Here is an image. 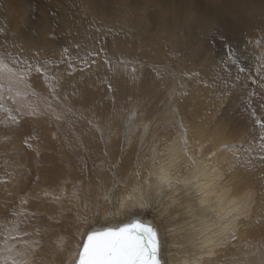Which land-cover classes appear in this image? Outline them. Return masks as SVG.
Here are the masks:
<instances>
[{
    "label": "rangeland",
    "instance_id": "1",
    "mask_svg": "<svg viewBox=\"0 0 264 264\" xmlns=\"http://www.w3.org/2000/svg\"><path fill=\"white\" fill-rule=\"evenodd\" d=\"M7 1L9 5H3L5 0H0V39L5 43L8 41L5 50L0 46V54L14 71L23 73V79L13 84L11 91H8V85L5 83L4 90L0 92V111L5 112L4 116H0V125L5 117L4 121L11 118L13 121L31 118L39 120L42 116L40 106L37 105L39 100L45 102L47 105L45 110L54 118L64 121L67 120L65 117L69 115L70 118L71 115L76 119L81 131L86 130L90 134L101 132L100 129L103 127L109 128V132L116 128L123 133L130 126L128 121L131 118L143 117L145 122H148L154 116L156 123L151 124V127L159 131V134L164 133L167 137L174 136L175 130L170 122L178 120L179 115L184 114L189 121L191 134L198 135L204 143L203 156L207 158L218 149L219 155L223 157L220 161L225 175L223 183L232 185L240 192L251 190L250 193L253 195L252 211L247 217H242V221L246 224L240 222L241 229L240 232H235V240L218 236L223 232L221 225L226 222L227 216L224 215L215 219V222L205 230L197 228L198 233L193 237L197 238V241L193 243L194 247L189 248V255L193 256L201 249V238L212 228L215 231L209 232L207 236L213 232L216 234L209 240L222 241L223 246L212 248L216 251L211 255L212 260L209 264H262L264 262V159L261 157L264 156V129L260 128L257 121L264 123V13L261 12L264 9L259 10L261 15L254 14L255 24H262L261 32L244 31L243 25L250 21L244 10L250 6L251 2L263 4L264 0H124L120 4V16L123 17L124 12L129 11L128 9H130L129 15L135 13V8L137 12L141 10L139 20L132 18V22L125 25L140 29L139 32L133 28L129 31L128 28L126 31L130 34L123 32V29L118 33L109 29L107 17H103L101 13L90 8L87 0L88 4L85 0H79L81 1L80 9L82 8L81 15L84 17L80 24L84 23L79 25L80 30L78 27L75 28L84 50H81V55H78L77 59V56L74 59L71 58L74 55L67 57L68 53L57 48L53 41L60 38L62 41V37L69 39L65 33L62 35L59 28L61 24L56 13L60 5L55 4V0H34L33 3L28 2L29 0ZM96 3L99 7L101 6L100 8L106 4L105 8L112 5L109 0H102V4ZM15 8H18L17 13ZM179 8L180 14L177 12ZM22 10L24 11L20 12ZM3 13L6 14L3 15ZM91 14L94 15L91 16ZM39 15L45 16V25L38 17ZM207 19L212 21H206ZM175 20L178 25L175 24ZM28 21L34 27H30ZM134 21L135 24L132 25ZM1 23H4V28L7 26L3 32H1L3 29ZM10 23L18 28L20 26L23 29L20 33L25 35L19 36L18 30L14 31L15 27ZM40 24L44 27L47 25L44 34L48 31L45 42L49 48H43L47 54L43 57L30 56L29 60L26 59L23 62L16 61L15 56H19L14 49L17 43L25 46L30 42V37L40 38L38 35L41 30L36 29V26ZM171 26L175 27V38L170 37L174 30ZM34 29L39 34L35 33ZM114 33L115 37L120 33L125 34L119 35V40L126 41L123 49H119L114 44ZM188 38L192 40V51L196 57L192 67L180 61V57H183L189 48L185 47V51H181L182 45L178 42L180 40L186 42ZM33 43L39 46L37 40H33ZM68 47L69 45L64 49ZM73 50L79 49L74 47ZM61 52L65 53L62 55ZM75 59L80 60L78 62ZM12 61L16 63V66ZM114 64L120 68L119 71L118 68L113 67ZM84 67L94 69L96 72L112 73L115 76L109 83L102 79L93 88H83V94H80L82 97L75 100L72 93L65 91L62 87L65 81L79 77ZM37 68L40 69L39 72ZM54 85L58 87L54 89ZM64 122L68 127V122ZM26 127L29 132L24 135L21 142H23V150L30 158L32 175L26 187L20 188L17 194H14L18 188L13 185V183L16 184L15 181L9 180L11 175L9 172L12 168L11 158L8 155H2L6 154V150L0 151V198L13 193L15 199L13 205H5L3 200H0V264H11L9 257L14 258L18 264L19 262L53 264V261L57 260L51 255L53 231L57 229V225L59 230L67 231L68 225L66 223L64 226L59 225L55 220V214L39 215L42 209L38 208V203L34 202L36 198L33 194L41 185L44 170H47L50 161L53 162L55 154L57 156L58 151L62 150L59 146L57 149L54 148L56 145L47 150L42 145V134L36 130L39 129L38 125L35 129L32 125H26ZM73 133L72 135L76 137L74 144L77 150L85 154L86 162L92 163L90 168L97 175L98 166L100 162L103 163L101 161L103 156H99V146L103 147L99 143L100 135H90L81 139L77 136L79 133ZM45 135H47L45 138L55 141V136H49L47 132ZM81 140L85 145L87 143L86 146L92 145L96 152L95 157L87 154V149L84 148ZM2 148L5 147L2 146ZM118 150L115 149V153ZM107 168L111 170L112 167ZM125 171L126 167L122 172L125 173ZM84 174L86 175V172ZM91 178L89 177L88 180ZM104 178L110 187L111 183L119 182L118 177H113L109 173H104ZM90 183L92 182L88 181V184ZM4 185L12 187L11 189L14 187V190L8 188L6 190ZM27 204L31 208L27 209ZM173 209L175 210L173 216L182 213V218L183 213L191 212L182 206L173 207ZM213 213L216 217L217 212L213 211ZM198 216L200 213L195 210L185 226L194 228L193 224L196 223ZM173 220L175 221L174 218ZM48 226L49 231L43 228ZM48 240L51 245L45 247ZM204 243H208V240Z\"/></svg>",
    "mask_w": 264,
    "mask_h": 264
},
{
    "label": "bare ground",
    "instance_id": "2",
    "mask_svg": "<svg viewBox=\"0 0 264 264\" xmlns=\"http://www.w3.org/2000/svg\"><path fill=\"white\" fill-rule=\"evenodd\" d=\"M6 1L7 0H5V3H3V5H9L6 3ZM32 1L34 0H29L28 2L33 3ZM81 1L55 0V4L60 5V9L58 8L59 10H56V14H58V20L61 24V27L59 26V28H61L62 35L65 33V35L69 39L67 40L65 39L66 37H62V41L60 40L61 38L58 40L53 39V41L57 45V48H59L60 50H65L66 53H68L67 57L68 55H74L71 57L72 59H74L75 56H77V59L78 55H81V50H84V48L82 47V42L80 43L79 41L77 30L75 28L78 27L80 30L81 26L79 25H83L84 23L83 22L82 24H80V22L84 20V17L81 15L82 8L80 9ZM87 1L89 4L85 0L88 6L90 5V8L98 11L99 14L101 13L103 17H107L106 21L107 27L109 29H113L117 33L121 29H123V32L128 33V31H126L128 30V28L129 31L130 29H134L135 31L137 29L140 32V29L138 27L129 25V27H126L128 23L130 24V22H132V18H138L139 20V17L141 16V10L137 12V8H135L134 5L132 6L136 9L134 10L135 13H131L129 15L128 13H130V9H128L129 11H125L124 16L122 17L120 16L121 13L119 12V8H121L120 4H122L124 0H109L112 3L109 8H105L107 7V4L102 8H100L101 6H98L96 2L102 4V0ZM256 4H253L251 2L250 6H248V8L244 10L245 15L250 20L243 25L244 31L247 30L248 32H255L258 30L261 32L262 24H255L256 18H254V14L261 15L259 10L264 9V3ZM43 7L44 6H42V8ZM129 8H131V6H129ZM180 8L177 11L179 14L181 10ZM11 9L14 12V9ZM15 11L17 13L18 8H15ZM23 11L24 10L20 12ZM134 11L131 10V12ZM261 12L264 13V11ZM8 13H10V11H8ZM5 14L3 13V15ZM93 15L94 14H91V16ZM91 16L89 17L91 18ZM38 17L41 19V21H45L44 15H39ZM98 19H100V17ZM206 21L211 22L212 20L207 19ZM28 22L30 27H34V25L30 23V21ZM1 24H3V29L1 31L3 32V30L7 26L4 28V23ZM45 24L46 22H44V25ZM134 24L135 21L132 25ZM175 24H177V20H175ZM186 24H188V22ZM186 24L184 23V26ZM12 25L14 26V24ZM44 25L40 24V26H36V29L41 30L40 34L37 30L34 29V32L38 33V37L40 38H37V36L30 37V42L28 43V45L25 44V46L23 44L17 43L16 48H14L19 55L15 56L16 61L20 60L23 62V60H29L30 56L43 57L44 54H47V52L43 49L46 47L49 48V46H47L45 42L47 40L46 34L48 33V31L46 34H44L47 25L46 27H44ZM138 25L139 22L137 26ZM171 28H173L174 30L170 34V37L175 38V27L171 26ZM25 29L29 30V28L27 27H25ZM17 30L19 36L25 35L20 33L23 32V29H21L20 26L19 28L17 26L15 27L14 31ZM80 33L81 35H83L81 31ZM113 35L112 36L114 39L115 33ZM119 35L115 37L113 42L119 49H123L126 41L123 42L124 39L123 41H121L122 39L119 40ZM122 35L120 37H122ZM165 37H167V35ZM124 38H126V36ZM33 40H37V44H39V46H36L34 44L36 41L33 43ZM164 40H166V38H164ZM191 41L192 40L188 38V41L185 42L180 40L178 43L182 45L181 51H185V47H187V49L189 48V50L183 55V57H180V61L184 65L192 67L196 61V57L195 53L192 51ZM7 42L5 43L0 39V46L2 49L6 48ZM51 44L54 45V43ZM67 45H69V47L66 48L68 52L66 49H64V47ZM74 47H77L79 50L74 51ZM64 53L65 52H63L62 55ZM81 58L83 57L81 56ZM79 60L76 61L79 62ZM12 62L13 65L16 66V63H14V61ZM22 62H20V64ZM113 67L118 68V66L115 64L113 65ZM119 70L120 68H118V71ZM114 76L115 75L112 73L108 74L106 72H96L94 71V69L84 67L81 69L79 77H74L65 81V84L62 88L65 91L72 93L73 98H76L78 100L79 97H82L80 96V94L83 92V88H93V86L95 87L97 85L96 83H98L102 79H104L102 81H106L109 83L110 80L114 78ZM55 87L58 86L54 85L53 88L55 89ZM103 100H105V98ZM37 105L40 106V111L42 113V116L39 118V120L31 118L28 120L13 121V118H11L7 121H4L6 117L3 119V123L0 125V151L3 152L6 150V154L2 155H8L11 158L12 168L9 172L11 174L9 180H11L12 182L15 181L16 184L13 183V185L18 188L16 189L17 191L15 190L16 192L14 194H17L20 191V188L26 187L27 183L29 182V178L32 175L31 166L29 165L30 158L28 154L23 150V142H21V139H24V135L29 132V129L28 127H26V125H32L34 129L36 125H38L39 129L36 130L41 132L43 141L42 145H44L47 150L53 145H56L54 146V148L57 149L59 146V149L62 150L58 151L57 156L55 154L53 162L50 161L49 165H52L53 167H48V165L47 170H44L45 174L41 180V185L35 190L33 194L34 198H36L34 202L38 203V208L41 207L42 209L39 215L47 216L49 215V213L55 214V220H57V223L59 225L64 226L65 223L66 225H68L67 231L59 230L58 225L57 229L53 231L51 242L53 244V250L51 255L53 259H57L56 261H53V264H72V253L76 250L75 245L81 239V233L86 231L87 229L107 225L114 226V224H118L129 220L130 218L136 217L151 224L157 230L160 239V253L162 264H209L212 260L211 255H213L216 251L215 249H212L211 246H209V248H211L212 254H209L208 249H204L201 247V249L195 255H189V248L194 247L195 244L193 243L197 241V238H193L198 233L197 228L199 227L200 230L207 229L215 222V219L224 215L229 217V213L232 212V209L237 205H240V219L233 222L236 225L235 232H240V222L242 221V217H247L249 212L251 213L252 211L251 202L253 195L250 193L251 190L240 192L232 187V185L223 183L225 175L221 169L220 164V161L223 160V157L219 155L218 149H216L207 158L203 156L202 149L204 147V143L198 135L193 136L191 134L189 121H187V118L184 114L179 115L178 120L170 122L175 130L174 136L172 135L167 137L166 134H159V131H155L154 128L151 127V124L156 123V118H154V116L153 119L148 122H145L146 120H144L143 117H139V119L131 118V120L128 121L130 126L126 128L123 133H120L116 128L109 132V128L103 127L100 129L101 132H92V134H90L87 133L86 130L84 132L81 131L80 126H78V123L75 121L76 119L71 115L70 118L69 115L68 117H65L67 118V120L64 121L68 122V127H66V124L63 120L54 118L52 114L48 113L45 110L47 105L43 100H39L37 102ZM4 114L5 112L3 110L0 111V116H4ZM132 114L134 113L132 112ZM90 130L93 129L90 128ZM46 132L49 136H55V141H50L48 138H45L47 136L45 135ZM73 132L79 133L77 134V136H79L81 139H84L85 137L87 138L90 135H100L99 143H101L103 147L99 146V156H103V158L101 159L103 163L100 162L101 164H99L98 166L97 175H95L93 170L90 168L92 167V163L90 162V160V164H88V162H86L85 160V154L83 152V154H81V152L77 150L78 148H76V145L74 144V140L76 137L72 135L74 134ZM213 140L215 142V138H213ZM51 142L53 144H51ZM82 145H84V148L87 149V154L95 157L94 155L96 154V152L91 144L86 146L87 143L85 145L82 141ZM2 146L5 148L3 149ZM115 149H119L117 153H115ZM57 157L59 158L57 159ZM55 159L57 160L54 164ZM25 161L28 166H25ZM65 162L66 164H64ZM25 167L28 169H26ZM107 167L112 168L110 170V168ZM125 167L126 171L125 173H123L122 170ZM161 170H164L165 173L171 175L173 180L172 189L169 190L167 188H164L162 194H158L155 190L149 192L148 184H157V177L161 175ZM85 172L86 175L84 174ZM104 173H109L110 175H113V177H118V184L111 183L112 185L110 187V185L105 182ZM89 177L92 178L88 180ZM88 181H91L92 183L88 184ZM177 181H179V183H177ZM138 182L143 185L142 191L148 192V196H146L147 207L143 209L135 208L131 211V213L127 212L126 210L122 211L121 201L125 202L126 208L130 206L127 198L129 196L135 195L133 189ZM4 186L6 187V190L7 188H12H10V186ZM11 190H14V187ZM82 193L84 195H82ZM14 194L12 193V195L10 196L6 195L0 198V200L2 199L5 205H13L15 204ZM28 206L29 204L26 205L27 209L31 208L30 206ZM181 206L182 208L184 207L191 212L183 213V218L182 213L173 216L175 212L173 207ZM195 210L200 213V216H198L196 223L193 224V227H195L189 228L185 225L187 224V220L191 218V215ZM205 210L208 211L206 212ZM213 211L217 212L216 217H214ZM235 214L236 213H232V215ZM144 216H147L150 219ZM173 218L175 219V221L173 220ZM226 222H228L227 219ZM244 222L245 221H242V224H244ZM223 224L221 225L222 230ZM43 228L47 231L50 230L49 226ZM211 231L215 230L210 228V230L206 231V235L200 240L201 245L208 244L204 242L215 236L216 232H213L212 234L207 236ZM61 241L63 243L62 247L59 246ZM51 243L48 240L45 247H50ZM186 243H190L191 245H188ZM186 253L188 254L186 255Z\"/></svg>",
    "mask_w": 264,
    "mask_h": 264
},
{
    "label": "snow or ice",
    "instance_id": "3",
    "mask_svg": "<svg viewBox=\"0 0 264 264\" xmlns=\"http://www.w3.org/2000/svg\"><path fill=\"white\" fill-rule=\"evenodd\" d=\"M36 70L40 71L39 68ZM22 79L23 73L14 71L0 54V92L4 90L5 83L8 85V91H11L12 85L21 82ZM257 124L264 129V123L258 120ZM261 159H264V156ZM172 187L171 175L161 170V175L157 177V184H148V191L155 190L158 194H162L164 188L171 190ZM142 188L143 185L139 182L134 186L135 195L127 198L130 206L126 208L125 202L121 201L122 211L131 213L135 208L147 207L148 192L142 191ZM240 208L241 206L237 205L232 209L229 217L226 218L228 222L223 224V232L218 236L227 237L230 240L236 239V225L233 222L240 219ZM232 213L236 214L232 215ZM59 246H63L62 241ZM209 246L212 248L223 246V242L208 240V244L202 245V248L208 249L209 254H212ZM75 248V252L72 253V264H162L157 230L138 217L130 218L128 222L117 226L87 229L81 233V239L76 243ZM9 259L11 264H18L14 258L9 257Z\"/></svg>",
    "mask_w": 264,
    "mask_h": 264
},
{
    "label": "water",
    "instance_id": "4",
    "mask_svg": "<svg viewBox=\"0 0 264 264\" xmlns=\"http://www.w3.org/2000/svg\"><path fill=\"white\" fill-rule=\"evenodd\" d=\"M144 223H147L146 221H144V220H142ZM124 222H128V220H126V221H124ZM124 222H121V223H124ZM121 223H118V224H114V226H117V225H119V224H121ZM149 224V223H148ZM108 226V225H107Z\"/></svg>",
    "mask_w": 264,
    "mask_h": 264
}]
</instances>
